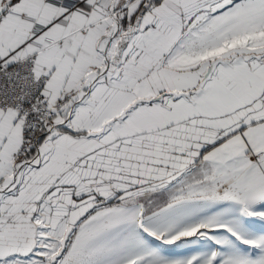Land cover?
Here are the masks:
<instances>
[{
	"label": "snow or ice",
	"instance_id": "1",
	"mask_svg": "<svg viewBox=\"0 0 264 264\" xmlns=\"http://www.w3.org/2000/svg\"><path fill=\"white\" fill-rule=\"evenodd\" d=\"M0 264H264V0H0Z\"/></svg>",
	"mask_w": 264,
	"mask_h": 264
}]
</instances>
